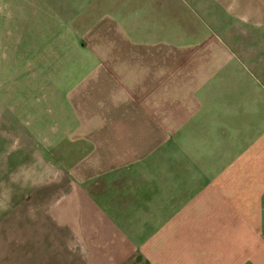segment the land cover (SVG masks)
Wrapping results in <instances>:
<instances>
[{"label": "crops", "instance_id": "1", "mask_svg": "<svg viewBox=\"0 0 264 264\" xmlns=\"http://www.w3.org/2000/svg\"><path fill=\"white\" fill-rule=\"evenodd\" d=\"M36 1L65 28L32 124L0 93V264H264V0Z\"/></svg>", "mask_w": 264, "mask_h": 264}, {"label": "rangeland", "instance_id": "2", "mask_svg": "<svg viewBox=\"0 0 264 264\" xmlns=\"http://www.w3.org/2000/svg\"><path fill=\"white\" fill-rule=\"evenodd\" d=\"M63 0H51L50 7L61 10ZM44 3L36 1V17L32 18V0H4L1 3L0 18V58L3 71L0 76V93L6 95V104L16 103L20 127L32 124V41L56 42L60 31H64V22L49 17L44 12ZM58 15V14H57ZM76 35L68 37L69 42L76 41ZM20 101V102H19ZM19 102V104H18ZM22 136L29 133L21 132ZM16 134V133H15ZM25 134V135H24ZM17 134L7 137L5 152L12 151L17 141Z\"/></svg>", "mask_w": 264, "mask_h": 264}]
</instances>
